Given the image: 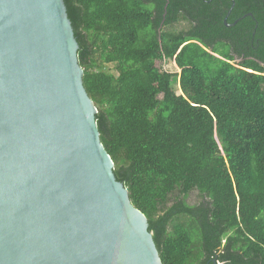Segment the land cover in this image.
Instances as JSON below:
<instances>
[{
	"label": "trees",
	"instance_id": "16d2710c",
	"mask_svg": "<svg viewBox=\"0 0 264 264\" xmlns=\"http://www.w3.org/2000/svg\"><path fill=\"white\" fill-rule=\"evenodd\" d=\"M64 1L102 143L163 264H264V0Z\"/></svg>",
	"mask_w": 264,
	"mask_h": 264
},
{
	"label": "water",
	"instance_id": "95a60500",
	"mask_svg": "<svg viewBox=\"0 0 264 264\" xmlns=\"http://www.w3.org/2000/svg\"><path fill=\"white\" fill-rule=\"evenodd\" d=\"M79 49L64 0H0V264H163Z\"/></svg>",
	"mask_w": 264,
	"mask_h": 264
},
{
	"label": "rangeland",
	"instance_id": "374dc122",
	"mask_svg": "<svg viewBox=\"0 0 264 264\" xmlns=\"http://www.w3.org/2000/svg\"><path fill=\"white\" fill-rule=\"evenodd\" d=\"M189 27H190L189 22H187L186 20H181L179 23L174 25L172 28H168L167 30L186 31L188 30ZM107 69L109 71L114 72L112 65H108ZM165 69L170 70V71H175L176 65L174 63H169L167 66H165ZM176 90L178 94H181L179 86H176ZM178 195H179V191H176L172 195H170L168 202H167V206H172L175 203V200L177 199V197H179ZM186 202L191 206H198L203 202V198L197 190H193L187 196Z\"/></svg>",
	"mask_w": 264,
	"mask_h": 264
}]
</instances>
